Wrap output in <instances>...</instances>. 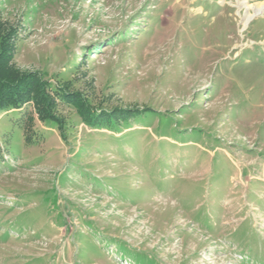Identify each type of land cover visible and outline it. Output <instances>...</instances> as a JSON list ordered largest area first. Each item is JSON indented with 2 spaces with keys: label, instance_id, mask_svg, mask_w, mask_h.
Here are the masks:
<instances>
[{
  "label": "rangeland",
  "instance_id": "1",
  "mask_svg": "<svg viewBox=\"0 0 264 264\" xmlns=\"http://www.w3.org/2000/svg\"><path fill=\"white\" fill-rule=\"evenodd\" d=\"M240 2L0 0V82L52 105L0 110V264H264V0Z\"/></svg>",
  "mask_w": 264,
  "mask_h": 264
},
{
  "label": "trees",
  "instance_id": "2",
  "mask_svg": "<svg viewBox=\"0 0 264 264\" xmlns=\"http://www.w3.org/2000/svg\"><path fill=\"white\" fill-rule=\"evenodd\" d=\"M26 75L20 77L19 79H13L12 76L9 75L12 79L10 77H6L4 82H0V110L5 107L13 108L16 105L22 104L26 100L30 99L38 110L42 109L41 114L46 115L47 111H49L52 107L49 102L50 99L47 96L49 95L48 91L46 89H41L42 85L40 79L37 78L34 73ZM43 96L48 98L46 106L43 105ZM79 109L83 110L82 108ZM7 123H9V121ZM27 135L32 136L29 133Z\"/></svg>",
  "mask_w": 264,
  "mask_h": 264
},
{
  "label": "bare ground",
  "instance_id": "3",
  "mask_svg": "<svg viewBox=\"0 0 264 264\" xmlns=\"http://www.w3.org/2000/svg\"><path fill=\"white\" fill-rule=\"evenodd\" d=\"M241 0H239V3H242L240 2ZM245 1V0H244ZM247 2V0H246ZM245 3V2H244ZM247 9H249L250 11L247 12V15L246 17L248 19H246V21H248L250 18H252L254 16V13L253 12H259V11H264V2H261V3H258L257 5H248L246 6ZM253 11V12H252ZM251 20V19H250ZM245 21V20H244Z\"/></svg>",
  "mask_w": 264,
  "mask_h": 264
}]
</instances>
